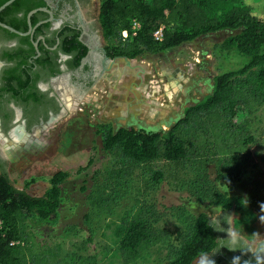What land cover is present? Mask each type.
Segmentation results:
<instances>
[{
    "label": "rangeland",
    "instance_id": "obj_1",
    "mask_svg": "<svg viewBox=\"0 0 264 264\" xmlns=\"http://www.w3.org/2000/svg\"><path fill=\"white\" fill-rule=\"evenodd\" d=\"M232 35L222 31L202 36L176 49L130 60L129 66L119 59L100 86L47 135L25 137L5 147L8 163L3 172L31 196H42L57 172L70 175L61 186L56 220L48 225L27 223L50 264H122L118 244L124 224L139 209L154 214V225L164 237L134 264H167L189 231L185 218L200 211L208 214L218 239L225 232L252 249L264 247V104L253 106L232 133L255 141L240 156L215 155L212 136L201 122L179 131L192 145L194 158L188 163L137 164L117 150L103 148L110 130L159 132L180 121L186 108L211 93L214 77L241 65L239 58L224 51ZM133 111L135 120L129 115ZM220 172H230L236 180H219ZM210 188L245 201L254 198L259 206L222 211L212 205ZM209 257L220 264L217 253Z\"/></svg>",
    "mask_w": 264,
    "mask_h": 264
},
{
    "label": "trees",
    "instance_id": "obj_2",
    "mask_svg": "<svg viewBox=\"0 0 264 264\" xmlns=\"http://www.w3.org/2000/svg\"><path fill=\"white\" fill-rule=\"evenodd\" d=\"M7 1L0 0V6ZM20 2L17 0L2 12L0 21ZM97 16L111 58L137 60L176 49L202 36L231 31L233 35L224 42V51L242 61L234 70L214 77L211 93L186 108L183 118L170 129L110 130L103 138L104 150H117L124 159L137 164L160 160L188 163L194 158L192 145L179 131L201 122L212 136L215 155L233 157L248 152L254 139L232 133L247 120L253 106L264 104V0H101ZM134 23L138 28L134 29ZM161 28L158 40L154 34ZM218 175L222 181L236 180L230 172ZM69 176L57 172L42 196H31L15 187L5 173L0 174V264H50L27 223L48 225L56 220L63 200L61 186ZM155 179L160 181L161 175L156 174ZM208 191L212 205L222 211L239 212L247 206H259L254 198L245 201L242 196L216 188ZM185 219L189 231L167 264H194L203 253L210 255L218 247L216 229L206 212L189 214ZM155 222L154 214L143 209L125 222L118 244L122 264L136 263L161 243L164 234L157 230Z\"/></svg>",
    "mask_w": 264,
    "mask_h": 264
},
{
    "label": "flooded vegetation",
    "instance_id": "obj_3",
    "mask_svg": "<svg viewBox=\"0 0 264 264\" xmlns=\"http://www.w3.org/2000/svg\"><path fill=\"white\" fill-rule=\"evenodd\" d=\"M97 8L98 0H21L4 14L0 22L23 35L0 27V174L8 163L5 147L22 143L12 138L15 130L23 138L47 135L120 59L105 49ZM234 240L220 235L212 253L220 264H232L233 257L258 264L257 256L264 264L262 244L252 249Z\"/></svg>",
    "mask_w": 264,
    "mask_h": 264
},
{
    "label": "water",
    "instance_id": "obj_4",
    "mask_svg": "<svg viewBox=\"0 0 264 264\" xmlns=\"http://www.w3.org/2000/svg\"><path fill=\"white\" fill-rule=\"evenodd\" d=\"M15 1H16V0H8L7 2H5V3L0 7V13H1L4 9H6V8L9 7L10 5H12ZM33 13H34V12L30 13L29 16H28V18H29ZM0 27L6 29V30H8V31H10L11 33H14V34H17V35H23V34L18 33L17 31H15V30H13V29H11L10 27H8V26L2 24L1 22H0ZM120 59H122V60H123L128 66L130 65V62H131V61H130L129 59H127V58H120ZM112 64H113V63L111 62V66H112Z\"/></svg>",
    "mask_w": 264,
    "mask_h": 264
},
{
    "label": "bare ground",
    "instance_id": "obj_5",
    "mask_svg": "<svg viewBox=\"0 0 264 264\" xmlns=\"http://www.w3.org/2000/svg\"><path fill=\"white\" fill-rule=\"evenodd\" d=\"M132 61V60H131ZM122 62V61H121ZM123 64V63H122ZM124 65H125V63H124ZM126 70V69H125ZM142 71V70H141ZM141 77V76H140ZM137 79V78H136ZM139 80V79H138ZM143 81V80H142ZM159 86V85H158ZM173 86V85H172ZM126 87V86H125ZM171 87V86H170ZM169 87V88H170ZM121 88V87H120ZM130 88V87H129ZM158 88V87H157ZM156 88V89H157ZM160 88V87H159ZM167 88H168V86H167ZM166 88V89H167ZM133 89V88H132ZM154 90V89H153ZM161 90V89H160ZM168 90V89H167ZM133 91V90H132ZM137 91V90H136ZM170 91V90H169ZM126 93V92H125ZM132 93V92H131ZM176 93V92H175ZM133 94V93H132ZM138 94V93H137ZM164 94V93H163ZM166 94V93H165ZM139 95V94H138ZM155 95H156V93H155ZM170 95V94H169ZM125 96V95H124ZM165 96V95H164ZM127 97V96H126ZM129 97H130V95H129ZM170 97V96H169ZM135 98V97H134ZM142 98V97H141ZM177 99V98H176ZM142 100V99H141ZM148 101V100H147ZM168 101V100H167ZM172 101V100H171ZM138 103V102H137ZM140 103H141V101H140ZM152 103H154V102H152ZM152 103H151V105H152ZM126 105H127V103H125ZM142 104V103H141ZM137 105V104H136ZM159 106V105H158ZM127 108V107H126ZM169 108V107H168ZM115 109V108H114ZM163 109V108H162ZM167 109V108H166ZM129 110H131V109H129ZM147 110V109H146ZM151 113V112H150ZM163 113V112H162ZM165 113V112H164ZM143 114V113H142ZM152 114V113H151ZM160 114V113H159ZM126 115H128V113L126 114ZM130 117H132V119H134V115H136V114H134V111L133 112H131L130 114ZM152 116H153V114H152ZM154 117V116H153ZM158 117V116H157ZM151 119H153V118H151ZM135 120V119H134ZM151 122V121H150ZM156 122V121H155ZM166 124V123H165ZM38 134V133H37ZM26 137V136H25ZM12 138L15 140V142H18V141H20L22 138H23V134H21V133H19V131L18 130H15L13 133H12Z\"/></svg>",
    "mask_w": 264,
    "mask_h": 264
},
{
    "label": "clouds",
    "instance_id": "obj_6",
    "mask_svg": "<svg viewBox=\"0 0 264 264\" xmlns=\"http://www.w3.org/2000/svg\"><path fill=\"white\" fill-rule=\"evenodd\" d=\"M233 239V242H235L234 238ZM239 261H240V258L239 257H233L232 259V264H239ZM259 261H260V257L257 256V262L259 264ZM199 264H215V261L212 260L210 257H209V254L208 253H203L200 257V260H199ZM247 264V262H246Z\"/></svg>",
    "mask_w": 264,
    "mask_h": 264
},
{
    "label": "built area",
    "instance_id": "obj_7",
    "mask_svg": "<svg viewBox=\"0 0 264 264\" xmlns=\"http://www.w3.org/2000/svg\"><path fill=\"white\" fill-rule=\"evenodd\" d=\"M136 28H138V24L134 23V29H136ZM123 36L126 37V33L125 32L123 33ZM154 36L158 40L161 39V37H162V28L159 29L157 32H155ZM0 228H1V223H0Z\"/></svg>",
    "mask_w": 264,
    "mask_h": 264
}]
</instances>
